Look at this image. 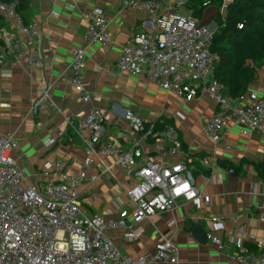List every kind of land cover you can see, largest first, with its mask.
I'll return each mask as SVG.
<instances>
[{"label": "built area", "instance_id": "obj_1", "mask_svg": "<svg viewBox=\"0 0 264 264\" xmlns=\"http://www.w3.org/2000/svg\"><path fill=\"white\" fill-rule=\"evenodd\" d=\"M232 0H221L219 13L225 16ZM187 0H121V9L143 10L155 29L132 32L125 40L117 58V72L129 76H144L158 88L185 100L203 95L213 101L216 110L202 120L204 134L215 145L229 126H237L240 134L260 133L264 129V95L252 89L237 97L226 95L223 85L213 76L217 55L210 51L215 27L203 23L186 10ZM18 0L0 1V16L13 29L0 26V68L5 56L18 66L30 70L42 69L39 23L32 19L25 23L16 10ZM108 18L103 8L92 7L83 37L85 45L112 42ZM215 25V24H214ZM86 68L83 46L71 53L69 83L83 103L90 94L83 86ZM31 112L51 108L68 120L67 115L53 100L49 87H38ZM182 120L184 115L176 112ZM124 120L141 138L151 139L157 152L176 157L174 161L145 157L138 146L122 148L104 137L105 125L101 109L91 106L77 121L75 131L82 140L85 156L75 174L65 170L58 159L42 165L45 182H31L23 167L17 164L13 152L18 141L10 134H0V264H179V248L170 236L158 234L153 251L138 256L122 251L110 232H119L123 239L134 241L139 236L140 224L153 216L170 213L180 200L197 210L210 207V195L195 184L192 160L182 148L173 126L157 130L154 122L145 123L131 109L124 112ZM68 122V121H67ZM48 139L45 145L53 143ZM225 148H229L225 145ZM106 157L114 164L132 171L138 181L126 190L132 207H117V216L105 218L100 213L88 214L80 202L82 185L95 159L103 163ZM202 166L213 170L216 157L195 158ZM229 172H232L229 169ZM210 228L206 240L225 254L233 264H264V241L255 242L258 252H250L240 238L219 234L225 231L224 220L217 214H208ZM264 223V215H260ZM175 219L167 221V227Z\"/></svg>", "mask_w": 264, "mask_h": 264}, {"label": "crops", "instance_id": "obj_2", "mask_svg": "<svg viewBox=\"0 0 264 264\" xmlns=\"http://www.w3.org/2000/svg\"><path fill=\"white\" fill-rule=\"evenodd\" d=\"M28 3L23 15L28 22L35 19L39 23L44 66L30 70L25 65H15L4 55L6 63L0 68V134L10 133L18 141L13 155L17 164L25 169L29 181L43 184L42 165L58 159L69 174L80 169L85 150L75 126L91 106L103 113L106 139L125 149L135 145L141 149L139 164L147 156L174 161L176 157L167 155L166 151L157 152L153 140H144L139 133L130 130L124 112L131 109L145 123L158 121L164 124L163 128H175L182 148L192 159L189 165L195 184L210 195L211 204L207 210H197L179 200L172 212L143 221L138 238L132 242L123 239L119 232H110L122 251L135 257L150 253L160 232L178 245L179 264H233L204 238L210 228L207 217L210 212L224 220L225 231L219 233L224 241H228V236L240 238L246 249V243L255 245L249 236L264 241V223L259 219L264 215V178L258 175L255 166L264 160V129L260 133L242 135L237 126L231 125L214 145L202 129L203 118L216 110L213 101L203 95L187 101L161 90L144 76L118 73L117 58L128 36L132 32L155 29L143 10H122L121 0H29ZM94 6L103 8L109 20L112 42L108 45L83 42L88 15ZM3 21L4 28L13 29L8 21ZM79 46L85 51L82 81L90 94L88 103L79 100L69 83L71 53ZM38 87H49L53 100L68 120L48 107L31 112L39 94ZM252 89L264 95V62L246 91ZM176 112L183 114L184 119H178ZM51 138L53 143L45 145ZM212 156L216 157L213 170L195 160ZM103 163L111 166L110 172H103L102 165L95 159L82 185L80 202L88 214L100 213L111 219L117 216V207L121 204L132 207L125 192L137 183L138 177L114 164L111 157L104 158ZM230 164L239 170L229 172ZM171 218L175 219V224L167 227Z\"/></svg>", "mask_w": 264, "mask_h": 264}, {"label": "trees", "instance_id": "obj_3", "mask_svg": "<svg viewBox=\"0 0 264 264\" xmlns=\"http://www.w3.org/2000/svg\"><path fill=\"white\" fill-rule=\"evenodd\" d=\"M9 3L12 0H0ZM29 0H18L17 12L23 21V12ZM221 0H187L185 8L204 23H215L213 39L209 45L211 52L217 55L213 76L224 87V93L230 97L243 94L247 86L256 78L257 69L264 62V0H232L226 8L225 16L219 13ZM215 6V12L209 19H203L204 11ZM5 21L0 16V26ZM156 128L164 124L154 122ZM257 173L264 178V160L255 164ZM233 173L239 168L229 165ZM248 251H258L255 245L245 244Z\"/></svg>", "mask_w": 264, "mask_h": 264}, {"label": "rangeland", "instance_id": "obj_4", "mask_svg": "<svg viewBox=\"0 0 264 264\" xmlns=\"http://www.w3.org/2000/svg\"><path fill=\"white\" fill-rule=\"evenodd\" d=\"M213 12H215V6L211 5V6L207 7L204 11L203 19H205V20L209 19L211 17V15L213 14ZM208 24H210V23H208ZM213 26L215 27V25H213Z\"/></svg>", "mask_w": 264, "mask_h": 264}, {"label": "water", "instance_id": "obj_5", "mask_svg": "<svg viewBox=\"0 0 264 264\" xmlns=\"http://www.w3.org/2000/svg\"><path fill=\"white\" fill-rule=\"evenodd\" d=\"M204 238H205V240H206V235L204 234Z\"/></svg>", "mask_w": 264, "mask_h": 264}]
</instances>
